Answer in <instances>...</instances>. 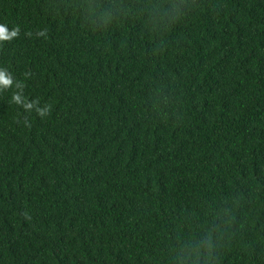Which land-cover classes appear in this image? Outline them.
I'll use <instances>...</instances> for the list:
<instances>
[{"label": "trees", "instance_id": "obj_1", "mask_svg": "<svg viewBox=\"0 0 264 264\" xmlns=\"http://www.w3.org/2000/svg\"><path fill=\"white\" fill-rule=\"evenodd\" d=\"M0 264H264V0H0Z\"/></svg>", "mask_w": 264, "mask_h": 264}]
</instances>
